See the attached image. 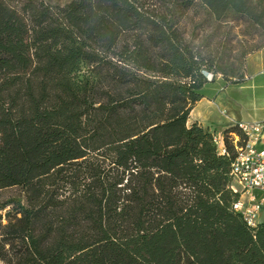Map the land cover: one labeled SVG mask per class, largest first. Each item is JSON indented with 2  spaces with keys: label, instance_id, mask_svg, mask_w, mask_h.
Instances as JSON below:
<instances>
[{
  "label": "trees",
  "instance_id": "trees-1",
  "mask_svg": "<svg viewBox=\"0 0 264 264\" xmlns=\"http://www.w3.org/2000/svg\"><path fill=\"white\" fill-rule=\"evenodd\" d=\"M0 0V264H264L232 133L188 115L264 40V0ZM30 36V41L26 40ZM222 76L217 78V74Z\"/></svg>",
  "mask_w": 264,
  "mask_h": 264
},
{
  "label": "crops",
  "instance_id": "crops-1",
  "mask_svg": "<svg viewBox=\"0 0 264 264\" xmlns=\"http://www.w3.org/2000/svg\"><path fill=\"white\" fill-rule=\"evenodd\" d=\"M251 120H264V47L247 55L238 79L221 86L213 98L201 97L186 123L221 133L234 122Z\"/></svg>",
  "mask_w": 264,
  "mask_h": 264
},
{
  "label": "built area",
  "instance_id": "built-area-1",
  "mask_svg": "<svg viewBox=\"0 0 264 264\" xmlns=\"http://www.w3.org/2000/svg\"><path fill=\"white\" fill-rule=\"evenodd\" d=\"M233 125L239 134H231L235 155L230 165V187L240 196L231 208L252 230L264 228V120L237 121ZM213 140L217 151L227 154L222 132L215 133Z\"/></svg>",
  "mask_w": 264,
  "mask_h": 264
},
{
  "label": "rangeland",
  "instance_id": "rangeland-1",
  "mask_svg": "<svg viewBox=\"0 0 264 264\" xmlns=\"http://www.w3.org/2000/svg\"><path fill=\"white\" fill-rule=\"evenodd\" d=\"M9 8L14 9L17 14L27 23L29 24V19L26 14V12L21 8L20 0H2ZM45 3L49 5H63L66 2L70 0H43ZM26 40L30 41V36L28 35ZM264 47V40L261 38L256 39V45L252 47L251 50L244 56V58L241 59L240 64L235 68V70L231 72H226V75L229 76L232 80L238 79L241 75V72L243 70L246 57L249 53H251L254 50H257L259 48ZM218 77L222 76L221 73L217 74ZM220 130V129H219ZM222 132V130H220ZM233 186L240 190V186L233 182ZM21 202L24 203V196L19 187H8V188H2L0 189V215H1V222L6 223L5 214L7 211H10L13 204L12 202Z\"/></svg>",
  "mask_w": 264,
  "mask_h": 264
}]
</instances>
